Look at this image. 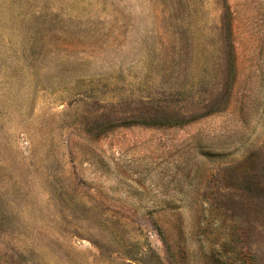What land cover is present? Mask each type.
I'll return each mask as SVG.
<instances>
[{
    "label": "rangeland",
    "instance_id": "374dc122",
    "mask_svg": "<svg viewBox=\"0 0 264 264\" xmlns=\"http://www.w3.org/2000/svg\"><path fill=\"white\" fill-rule=\"evenodd\" d=\"M0 264H264V0H0Z\"/></svg>",
    "mask_w": 264,
    "mask_h": 264
}]
</instances>
